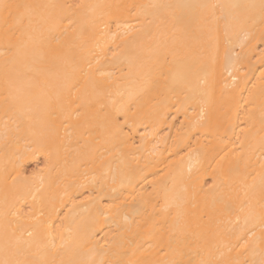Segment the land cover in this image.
Masks as SVG:
<instances>
[{"label": "bare ground", "instance_id": "bare-ground-1", "mask_svg": "<svg viewBox=\"0 0 264 264\" xmlns=\"http://www.w3.org/2000/svg\"><path fill=\"white\" fill-rule=\"evenodd\" d=\"M0 264H264V0H0Z\"/></svg>", "mask_w": 264, "mask_h": 264}, {"label": "rangeland", "instance_id": "rangeland-1", "mask_svg": "<svg viewBox=\"0 0 264 264\" xmlns=\"http://www.w3.org/2000/svg\"><path fill=\"white\" fill-rule=\"evenodd\" d=\"M32 168H34L33 165H31V166L29 167V170H31Z\"/></svg>", "mask_w": 264, "mask_h": 264}]
</instances>
